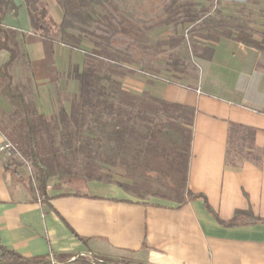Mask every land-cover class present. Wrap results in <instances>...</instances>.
<instances>
[{
  "label": "crops",
  "instance_id": "0c3cea01",
  "mask_svg": "<svg viewBox=\"0 0 264 264\" xmlns=\"http://www.w3.org/2000/svg\"><path fill=\"white\" fill-rule=\"evenodd\" d=\"M13 1L16 12L1 25L14 32L19 51L9 67L12 85L37 114L70 115L87 58L33 32L23 0ZM212 48L191 82L136 71L117 77L132 94L194 109L185 189L202 194L209 209L202 197L140 195L123 177L88 179L82 191L70 192L48 183L39 198L15 180L18 165L13 174L0 158V245L25 256L84 254L127 264H264V50L227 36ZM7 59L0 49V64ZM10 109L1 93L0 110ZM231 124L243 130L235 129L229 145ZM4 139L0 129V144ZM99 169L125 172L108 163ZM236 212L235 226L215 217L227 221Z\"/></svg>",
  "mask_w": 264,
  "mask_h": 264
},
{
  "label": "trees",
  "instance_id": "16d2710c",
  "mask_svg": "<svg viewBox=\"0 0 264 264\" xmlns=\"http://www.w3.org/2000/svg\"><path fill=\"white\" fill-rule=\"evenodd\" d=\"M98 1L99 0H57L62 8L63 16L60 23L56 24L47 17L46 7L44 5H37L39 4L38 0H23L31 29L41 37L49 40H52V35H50V33H53V27L59 29L62 39H67L70 35L73 36L66 30V26L72 20H77L84 24H89V21H93L96 25L100 24L102 20L95 17L99 14L95 8V4H99ZM16 7L17 6L13 0H0V49H4L8 53V59L0 64V92L7 99L8 103L16 109L18 112V120L25 127L23 138L27 142L26 150L29 154L32 166L35 169L39 198L45 197L48 180L53 175H57L59 179L63 180L66 177L69 179L71 175H74V177L80 175L79 173H71L67 169L56 172L53 168L44 167L41 162V155L37 151V123L41 122L48 126L49 122L52 124L54 120H58L62 124V128H67L68 133H72L75 141V146L73 147L75 150L74 152L80 154L84 153L86 150V152H88L87 155L91 154L90 157H92L90 159L88 158L89 162L86 161V163L88 162L86 165L89 166L96 163L97 167H99L100 165L108 163L110 165L120 166L125 172L131 174V177L140 174L147 178H154L148 176L146 172L156 171L160 176V178H157L160 181V186H158L159 191H153L152 187V189L139 187V184L135 185L136 181L131 178L133 188L136 189L140 195L146 194L158 197H174L178 201L202 197L205 206L209 209L206 199L202 194L193 193L190 190L185 189L186 170L190 157L193 123L192 116L194 109L178 103L167 102L147 95L132 94L131 92L123 90L116 78L122 76L124 72L116 71L109 66L111 62L115 64L122 63L120 60H115L108 55L107 51L110 49V43L113 41L111 40V37L118 33L126 34L129 36L133 45H138L140 44L138 36L140 35L141 30L139 28L124 26L122 24L113 25L110 22L106 23V28L101 29V34L96 32V29L88 30L80 28L82 31L81 33L85 34V36H73V43L79 45L78 43L85 39V41L92 46L91 51L87 54L83 71L77 75L80 83L78 94L80 100L76 98L75 101H73L74 104L70 115L65 114L63 110H60L56 116H53L52 119H48L41 114H37L32 105L25 99L23 92L12 85L9 67L12 61L18 56L19 51L16 47L14 32L10 29H3L1 25L2 20L7 14L10 12L15 14ZM165 11L169 12L170 15L180 13L189 21H194L202 13L201 9H195L191 3L180 2V0H172L171 3L166 6ZM103 18L106 19V17ZM170 20V16H167L163 21L168 23ZM234 38L246 45H255L243 31L237 32L234 35ZM212 49L213 48H211L210 53ZM177 70L179 69L177 68ZM97 81L112 82L117 85H115L114 89H111L109 86L96 84L92 89V92L95 93V99L91 100L89 98L91 86L89 85ZM109 85L112 86V84ZM133 114L144 121H151V116H155L156 114H162L165 117V119L162 120V125L151 130L149 137L150 142L148 143H151L149 146L152 148L159 147L161 156L170 160V164L175 166L176 169L178 168L181 172V174L177 176L175 184L170 180L172 189L166 188L165 185L162 184L161 180L163 178L161 176H168V174H164V172L158 170L157 167H155L156 164L150 163V160L154 159L155 156L153 153H146V148L141 149L140 146L134 147L133 152L129 157L124 155V148L122 147H125L126 143L140 142L137 134L134 136L128 135L129 133H133V129L128 125L131 120V115ZM236 128L243 130L242 126H231L229 145ZM92 130H96L98 133L96 134ZM87 135L91 137L88 141H98L97 139L101 138L100 142L102 143H114L112 149L116 150V154L111 156L108 154L105 156L104 154L103 156H97L95 149H92V147L90 148L89 145L85 146L84 143L83 145L80 144V139L85 140L84 137ZM134 138L135 141L133 140ZM120 145H122V147ZM82 148H84V150L81 151L80 149ZM87 148L91 150H88ZM228 155L229 152L227 151L226 161L234 163V159L231 160ZM84 165L85 162L78 168L82 169L85 167ZM15 166L16 163L13 165L11 161L5 163V168H10L13 174L18 173ZM145 167L147 169H144ZM81 173L86 172L81 171ZM90 174L92 175L94 173ZM147 181L149 183L147 182L148 184H146V186L150 187V180ZM146 190H149L150 192ZM238 214L239 212H236L235 215L227 221H222L219 220L217 216L215 217L220 223L226 226H235L238 224ZM68 262L74 264L128 263L122 259H110L98 256H92L91 259L84 254L73 255L70 253L25 256L0 245V264H62Z\"/></svg>",
  "mask_w": 264,
  "mask_h": 264
},
{
  "label": "rangeland",
  "instance_id": "374dc122",
  "mask_svg": "<svg viewBox=\"0 0 264 264\" xmlns=\"http://www.w3.org/2000/svg\"><path fill=\"white\" fill-rule=\"evenodd\" d=\"M38 1V6L44 5L46 7L47 17L52 22L59 24L63 12L57 0ZM171 1L99 0V4H94L99 13L95 17L102 20L100 24L96 25L93 21H89V24H84L80 21L72 20L66 26V30L73 36H85V34L81 33L80 28L88 30L96 29V32L101 34V29L106 28L107 22L113 25L122 24L124 26L139 28L141 33L138 36L140 39V44L138 45H133L126 34L118 33L111 37L113 41L110 43V49L107 51L108 55L115 60H120L122 63L115 64L111 62L109 64L110 68L124 72L123 75L130 76L135 72L131 67H135L171 80L180 79L184 82H191L197 79L199 69L198 59L200 57H208L214 42L221 36L233 39L237 32L243 31L255 45L262 46L264 50V0H180V2L191 3L197 10H202L201 15L194 21L187 20L180 13L170 15L169 12H166V6ZM167 16H170L171 20L165 23L163 20ZM103 17H106V19ZM52 30L53 33H50L52 35L51 41L79 49L87 58V54L91 51L92 47L90 43L83 39L78 43L79 45L74 44L73 36L70 35L69 38L62 39L58 28L53 27ZM117 82L121 85L120 81ZM96 84H103L111 87V89H114L115 85H117L106 81L92 83L89 85L91 86L89 96L91 100L95 99V93L92 92V89ZM109 84H112V86ZM76 98H78V95ZM151 117V121H144L141 118H137L135 114L131 115L128 125L133 129V133H129L128 135L134 136L137 134L140 142H128L125 144V147L120 146L124 148L123 153L126 157L132 154L134 147L139 146L141 149L146 148V153H153L155 158L151 159L150 163L156 164L155 167L158 170L164 172V174H168V176L170 175V179L167 175L161 176L163 178H161V182L166 188L172 189L170 180L175 184L177 176L181 172L170 164V160L161 156L159 147L152 148L149 146L151 143H148L150 142L151 130L162 125V120L165 117L162 114H156ZM52 118L53 116L48 117V119ZM0 129L16 150V155L5 159L2 158V161L4 163L10 161L16 163L19 173L15 180L24 184L31 194L39 197L35 169L26 150L27 142L23 138L25 127L19 122L18 112L13 106H11L9 111L0 110ZM92 131L96 134L98 133L96 130ZM36 134L38 137L37 151L41 155V162L44 167L53 168L56 172L67 169L71 173L80 174L78 177L71 175L69 179L66 177L64 180L59 179L57 175H53L48 180L49 185L56 183L64 192L82 191L83 184L88 179L102 178L108 180L111 177H123L124 180L127 179L129 182H132V178L136 181L135 185L139 184V187L146 189L153 188V191H159L158 186H160V181L157 178H160V176L156 171L146 172L148 176L154 178H147L140 174L131 177L132 175L127 172H124L123 175L104 174L97 167L96 163L89 166L86 165L89 162L88 160L86 163L87 159L85 160V167L79 169L80 164H84L82 160L84 156L78 157L77 152H74L75 141L72 133H68L67 128L54 127L51 122H49L48 126L38 122ZM97 140L85 141L80 139V144L83 145L84 143L85 146L89 145L90 148L95 149L97 156L116 154V150L112 149L114 143H102L100 142L101 138ZM133 140L135 141V138ZM80 150L82 151L84 148ZM84 153L88 152L85 150ZM144 169L147 168L145 167ZM81 171H85L86 173H81ZM90 173L94 174L91 175ZM147 180H150V187L146 186L149 183ZM146 191L150 192L149 190Z\"/></svg>",
  "mask_w": 264,
  "mask_h": 264
},
{
  "label": "built area",
  "instance_id": "2783aa9c",
  "mask_svg": "<svg viewBox=\"0 0 264 264\" xmlns=\"http://www.w3.org/2000/svg\"><path fill=\"white\" fill-rule=\"evenodd\" d=\"M132 70L139 72L147 77H151V78H156L157 76L149 71L143 70V69H139V68H135V67H131ZM16 155V150L15 147L13 146V144L8 141L7 139H4V141L0 144V158H7L9 156H13ZM55 264V263H54Z\"/></svg>",
  "mask_w": 264,
  "mask_h": 264
}]
</instances>
